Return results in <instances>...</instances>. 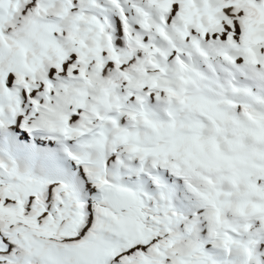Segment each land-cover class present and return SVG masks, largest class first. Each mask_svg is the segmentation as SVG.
<instances>
[{"label": "snow or ice", "instance_id": "snow-or-ice-1", "mask_svg": "<svg viewBox=\"0 0 264 264\" xmlns=\"http://www.w3.org/2000/svg\"><path fill=\"white\" fill-rule=\"evenodd\" d=\"M0 264H264V0H0Z\"/></svg>", "mask_w": 264, "mask_h": 264}]
</instances>
